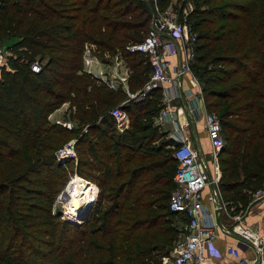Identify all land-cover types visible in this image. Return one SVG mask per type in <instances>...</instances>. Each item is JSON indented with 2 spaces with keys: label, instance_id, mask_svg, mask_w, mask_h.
Masks as SVG:
<instances>
[{
  "label": "trees",
  "instance_id": "obj_1",
  "mask_svg": "<svg viewBox=\"0 0 264 264\" xmlns=\"http://www.w3.org/2000/svg\"><path fill=\"white\" fill-rule=\"evenodd\" d=\"M189 1L191 70L224 139L220 188L243 211L264 182V0ZM150 20L144 0H0V43L19 39L10 70H0V264H162L170 257L180 239L179 218L168 208L177 143L153 124L161 91L122 106L129 126L119 133L109 111L124 93L98 84L82 64L85 44L101 58L120 52L133 72L129 90L139 88L150 67L123 48L142 40ZM67 102L76 129L48 119ZM71 139L76 159L58 163L55 151ZM74 174L99 190L79 224L53 208Z\"/></svg>",
  "mask_w": 264,
  "mask_h": 264
},
{
  "label": "built area",
  "instance_id": "obj_2",
  "mask_svg": "<svg viewBox=\"0 0 264 264\" xmlns=\"http://www.w3.org/2000/svg\"><path fill=\"white\" fill-rule=\"evenodd\" d=\"M144 1L151 9L150 26L140 42L127 44L123 48V54L144 56L145 62L150 67L147 79L138 89L130 91L127 87L132 71L122 53L113 55L112 70L99 73L93 68L96 63H91L96 54L95 47L92 44H85L82 52L83 71L96 78L98 84L103 83L112 90L121 89L125 95L124 100L109 111L115 130L119 133L129 126V117L122 110V106L128 103L144 102L151 97L153 91L160 89L161 101L165 105L155 116V121L160 124L166 115L171 116L170 101L162 90L163 84L170 82L176 85L184 75H191L190 84L197 85L191 70V64L196 55V36L189 31L185 22L192 8H182L183 13L179 19L175 0ZM179 47L182 59L178 65L172 67V59L177 57ZM6 52L0 45V70L2 68L10 70V55ZM31 69L38 72L40 66L34 62ZM72 110L74 111V107ZM199 112H203L215 175L211 176L204 160L200 158L198 151L192 147L185 136L172 147L171 155L176 162V169L172 178L174 188L168 208L179 218L174 225L180 231V239L173 247L170 257L164 258L162 264H216L226 256L235 260V264H264V230L258 231L244 221L248 207L264 199V182L252 193L246 209L231 216L232 225L228 229H220L215 219V209H224L227 203H223L220 198L216 163L224 145V139L217 115L200 109ZM56 123L67 130L73 128L70 119L66 122L58 120ZM87 127L88 125L83 127V133L86 132ZM74 144L75 139H71L55 151L54 156L58 163L76 159ZM206 189L209 193L207 200L215 205L213 213L202 202V193ZM220 235L231 236L233 242L225 244L224 248L220 249L215 242ZM245 251H251L253 258L244 256Z\"/></svg>",
  "mask_w": 264,
  "mask_h": 264
},
{
  "label": "crops",
  "instance_id": "obj_3",
  "mask_svg": "<svg viewBox=\"0 0 264 264\" xmlns=\"http://www.w3.org/2000/svg\"><path fill=\"white\" fill-rule=\"evenodd\" d=\"M11 40H13L15 44L19 42L18 38H12ZM94 56L95 57L93 58V61L91 63H96L93 65L95 71L99 73H105L108 72L109 70H112L111 68L114 63L113 56L105 55L104 58L99 57V55L97 54H94ZM181 59H182V52L180 53L178 50L177 57L172 59L171 66L174 67L178 65L179 64L178 62ZM190 78L191 75H184L176 85H172L170 82H166L163 84L162 90L167 94L169 98L170 101L169 112L171 114L170 118H172L171 120L166 121L163 124L165 127L164 132L166 133L167 138H171V140H173L175 143H177L180 139H182L185 136L192 145V147L198 151L200 158L204 160L206 167L209 173L211 174V176H214L215 175V171L213 169L214 164L212 163V160L211 162H208L206 160L207 157H210V145L207 139L206 130L204 126V120L202 114L203 112H199V109L201 111L203 110L206 111L202 99L201 88L199 83H197V85L195 86H192L190 84ZM65 107L66 105L61 106L59 109L51 113L48 118L49 121L51 120L55 122L58 121ZM216 169H217L216 174L219 175L218 190H219L220 198L223 203L224 202L227 203L224 209L219 210V220L223 228L228 229L232 225L231 216L233 214L238 213L239 211H235L233 205H231V203H228L227 201H225V199H223V193L220 188L221 172L218 165V159L216 163ZM208 195H209L208 190L207 189L204 190L202 193V202L205 205V207L213 213V209L215 205L207 200ZM215 211L218 210L215 209ZM244 221L247 225L251 226L252 228L258 229V231L263 232L264 199L257 201L248 207L244 215ZM215 242L220 249H223L225 244L232 243L233 239L229 235H220L217 237ZM244 256L252 259L253 253L251 251H245ZM216 264H235V260H233L231 257L226 256Z\"/></svg>",
  "mask_w": 264,
  "mask_h": 264
},
{
  "label": "rangeland",
  "instance_id": "obj_4",
  "mask_svg": "<svg viewBox=\"0 0 264 264\" xmlns=\"http://www.w3.org/2000/svg\"><path fill=\"white\" fill-rule=\"evenodd\" d=\"M176 2H175V5H176V9H177V11H178V13H179V19H180V16L182 15V8H186V9H188V8H195V4H193V3H191L189 0H175ZM199 7L200 8H204L205 6H203V5H199ZM182 18V17H181ZM184 19V16H183V18H182V20ZM149 26H150V23H149ZM12 38H7V39H5L2 43H0V45H2V46H4V48H5V50L7 51L6 53L8 54V55H10V57L9 58H11V59H13L15 56H16V54H15V49H16V44H15V42L13 41V40H11ZM7 48V49H6ZM179 52L181 53V49H180V47H179ZM193 73V75H194V77H195V80L197 81V83H199V85H200V88H201V84H200V82H199V80L197 79V77L195 76V73L194 72H192ZM156 102H157V104H155L154 105V107L155 108H157L158 110H157V114H158V112L165 106L163 103H162V101H161V99L160 100H156ZM64 105H66V107H65V109L63 110V112L61 113L62 115L60 116V121H64V122H66L67 120H69L70 119V121H71V123H72V125H73V128L72 129H76L77 127H79L78 126V124H77V122H76V120H74V119H72V117H71V115L74 117V113H75V109H74V111L72 110L73 108H70V105H69V103L67 102V103H64V104H62L61 106H64ZM206 111H208V110H206ZM214 111V110H213ZM71 112V113H70ZM208 112H210V111H208ZM156 114V115H157ZM175 118V117H174ZM172 118H170V117H168V115H166L165 117H164V119L162 120V124L160 123V124H158V122H156L155 121V118H154V122H153V124L155 125V126H158L159 128V132H161V133H163V135H164V137H165V139H171V138H167V135H166V133L164 132L165 130H164V123L166 122V121H169V120H171ZM51 123H55V124H59V123H56L55 121H52L51 120ZM60 125V124H59ZM181 141V139L177 142V143H179ZM172 149V148H171ZM206 160L208 161V162H211V159H210V157H207L206 158ZM76 179L77 181H78V183H80V181H79V177L77 178V176L74 174V175H71V176H69V178L67 179V183L64 185V187H63V189L61 190V192L60 193H58V195H56V198H55V201H54V205H53V208H54V210H55V212H57V213H59L60 215H61V219H64V220H66V221H68V222H70V223H73V224H79V223H81L82 222V219L87 215V212L93 207V205H94V203H95V201H96V198H97V196H98V192H99V190H98V187L94 184V183H90V182H88L87 180H85V179H83V178H81L82 179V181L84 182V183H86L89 187H90V190L89 189H87L88 190V194H89V201H90V205H88L87 206V210L85 211V212H83L81 215H77L76 217L74 216V215H72L71 214V212H70V208L68 207L69 206V204H70V202H69V200L68 199H66V197L64 196L65 195V188L67 187V185L69 184V182H70V180L71 179ZM89 183V184H88ZM81 184V183H80ZM93 187L94 188H96V193H95V196H94V190H93ZM92 203V204H91ZM69 214L71 215V216H73V218L72 217H70L69 216Z\"/></svg>",
  "mask_w": 264,
  "mask_h": 264
},
{
  "label": "bare ground",
  "instance_id": "obj_5",
  "mask_svg": "<svg viewBox=\"0 0 264 264\" xmlns=\"http://www.w3.org/2000/svg\"><path fill=\"white\" fill-rule=\"evenodd\" d=\"M64 193V196L70 202L68 206L70 208V212L75 217L78 214L81 215L83 212H85L87 206L90 205L88 190L78 183L75 178L70 180L69 184L65 188ZM75 204L80 207L79 210L75 209ZM69 216L73 218V216L70 214Z\"/></svg>",
  "mask_w": 264,
  "mask_h": 264
},
{
  "label": "water",
  "instance_id": "obj_6",
  "mask_svg": "<svg viewBox=\"0 0 264 264\" xmlns=\"http://www.w3.org/2000/svg\"><path fill=\"white\" fill-rule=\"evenodd\" d=\"M91 204H92V203H91ZM74 207H75L76 210H79V208H80V207L77 206L76 204L74 205ZM88 208H89V207H88ZM88 208H87V209H88ZM87 209H86V210H87ZM86 210H85V211H86ZM215 219H216V222H217L219 228H220V229H223V226H222V224L220 223V220H219V210H218V211H215Z\"/></svg>",
  "mask_w": 264,
  "mask_h": 264
}]
</instances>
